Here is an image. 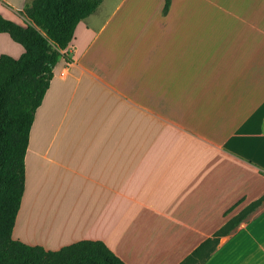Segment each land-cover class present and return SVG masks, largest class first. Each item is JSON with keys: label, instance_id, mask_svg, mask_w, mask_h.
<instances>
[{"label": "crops", "instance_id": "1", "mask_svg": "<svg viewBox=\"0 0 264 264\" xmlns=\"http://www.w3.org/2000/svg\"><path fill=\"white\" fill-rule=\"evenodd\" d=\"M32 1L0 14L25 26ZM170 1L118 0L78 26L35 115L14 240L181 264L264 196V0ZM15 44L0 34V58ZM245 221L205 264H264V207Z\"/></svg>", "mask_w": 264, "mask_h": 264}, {"label": "trees", "instance_id": "2", "mask_svg": "<svg viewBox=\"0 0 264 264\" xmlns=\"http://www.w3.org/2000/svg\"><path fill=\"white\" fill-rule=\"evenodd\" d=\"M104 0H33L26 3L25 26L0 14V34H7L25 52L19 59L0 58V264H125L101 241H82L53 252L13 239L26 188V154L37 110L43 103L54 69L72 45L78 26ZM171 1L166 0L165 12ZM264 203H251L181 264H205L220 240L238 228ZM233 207L231 211H233Z\"/></svg>", "mask_w": 264, "mask_h": 264}, {"label": "rangeland", "instance_id": "3", "mask_svg": "<svg viewBox=\"0 0 264 264\" xmlns=\"http://www.w3.org/2000/svg\"><path fill=\"white\" fill-rule=\"evenodd\" d=\"M118 0H106V2L104 1L103 3H102V5L98 8V11H96L89 19H88V21H87V23H89V25H91V26H98V25H100L102 22H103V20H104V18L107 16V14L109 13V12H111V10L113 9V6L115 5V3L117 2ZM29 3H31V2H29ZM146 7L144 6V5H142V6H140V7H138V8H136V13H141V12H143V10L145 9ZM9 20V19H8ZM13 22H15V23H17V24H19V22L20 21H13ZM20 25V24H19ZM15 45H18V44H15ZM5 48H7V49H10L9 50V52H13V50H12V48L11 47H8V46H6V45H3ZM4 48V49H5ZM6 55H8V54H6ZM70 57V56H69ZM264 207V206H263ZM262 207V208H263ZM262 208L261 209H257L255 212H253L252 214H249L248 216H247V218H246V221L245 222H250L252 219H254L257 215H258V213L262 210ZM220 222L221 221H219V223L217 224H214V225H212V229L214 228V227H216V226H219L220 225Z\"/></svg>", "mask_w": 264, "mask_h": 264}, {"label": "bare ground", "instance_id": "4", "mask_svg": "<svg viewBox=\"0 0 264 264\" xmlns=\"http://www.w3.org/2000/svg\"><path fill=\"white\" fill-rule=\"evenodd\" d=\"M26 227V226H25ZM24 227V228H25ZM61 228H63V227H59L57 230L59 231ZM53 229H54V227H53ZM27 230V229H26ZM34 230V227H33V229L31 228V229H28V232L30 233V234H33V231ZM49 231V227H44V228H42V227H40V229H39V232L41 233H47Z\"/></svg>", "mask_w": 264, "mask_h": 264}]
</instances>
